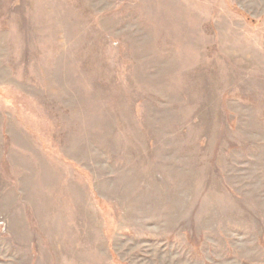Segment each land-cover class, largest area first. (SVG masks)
<instances>
[{
    "label": "rangeland",
    "instance_id": "rangeland-1",
    "mask_svg": "<svg viewBox=\"0 0 264 264\" xmlns=\"http://www.w3.org/2000/svg\"><path fill=\"white\" fill-rule=\"evenodd\" d=\"M0 264H264V0H0Z\"/></svg>",
    "mask_w": 264,
    "mask_h": 264
},
{
    "label": "trees",
    "instance_id": "trees-1",
    "mask_svg": "<svg viewBox=\"0 0 264 264\" xmlns=\"http://www.w3.org/2000/svg\"><path fill=\"white\" fill-rule=\"evenodd\" d=\"M246 17H247V15H246ZM248 18V17H247Z\"/></svg>",
    "mask_w": 264,
    "mask_h": 264
}]
</instances>
